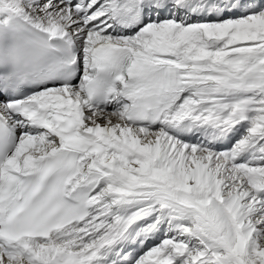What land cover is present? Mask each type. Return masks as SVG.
I'll use <instances>...</instances> for the list:
<instances>
[{"label": "snow or ice", "instance_id": "6c2138e0", "mask_svg": "<svg viewBox=\"0 0 264 264\" xmlns=\"http://www.w3.org/2000/svg\"><path fill=\"white\" fill-rule=\"evenodd\" d=\"M0 264H264V0H0Z\"/></svg>", "mask_w": 264, "mask_h": 264}]
</instances>
